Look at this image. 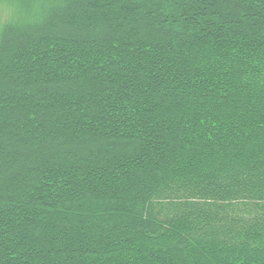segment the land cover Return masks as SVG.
<instances>
[{
	"label": "trees",
	"instance_id": "obj_1",
	"mask_svg": "<svg viewBox=\"0 0 264 264\" xmlns=\"http://www.w3.org/2000/svg\"><path fill=\"white\" fill-rule=\"evenodd\" d=\"M0 45V264H264V0H64Z\"/></svg>",
	"mask_w": 264,
	"mask_h": 264
},
{
	"label": "rangeland",
	"instance_id": "obj_2",
	"mask_svg": "<svg viewBox=\"0 0 264 264\" xmlns=\"http://www.w3.org/2000/svg\"><path fill=\"white\" fill-rule=\"evenodd\" d=\"M65 4L64 0H0V45L9 31L35 29Z\"/></svg>",
	"mask_w": 264,
	"mask_h": 264
}]
</instances>
